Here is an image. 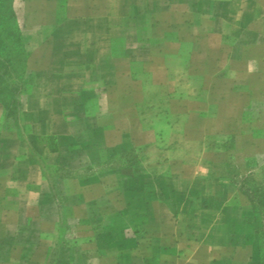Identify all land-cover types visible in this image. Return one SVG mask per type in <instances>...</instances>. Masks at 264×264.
Masks as SVG:
<instances>
[{"label":"rangeland","instance_id":"obj_1","mask_svg":"<svg viewBox=\"0 0 264 264\" xmlns=\"http://www.w3.org/2000/svg\"><path fill=\"white\" fill-rule=\"evenodd\" d=\"M11 8L19 49L0 70L12 98L8 116L0 104V264H141L131 257L143 253V232L181 210L197 222L208 204L235 209L219 216L230 224L241 216L264 264L263 207L254 213L243 194L245 179L264 181L261 33L238 19L232 34L211 36L205 19L186 51L134 63L132 76L106 88V113L88 117L83 79L97 54L81 50L97 23L65 37L87 23L64 22L61 6L43 0ZM115 25L126 28L124 19ZM131 49L151 56L140 42ZM102 58L109 62L107 50ZM17 172L18 182L2 178Z\"/></svg>","mask_w":264,"mask_h":264},{"label":"crops","instance_id":"obj_2","mask_svg":"<svg viewBox=\"0 0 264 264\" xmlns=\"http://www.w3.org/2000/svg\"><path fill=\"white\" fill-rule=\"evenodd\" d=\"M43 1L61 6L65 13V18L62 19L64 22L71 18L82 25L87 23L83 28L67 29L65 37L86 35L89 24L97 23L95 32L91 34L95 37L94 41L87 43L81 50L97 54L85 66L83 79L85 91L88 90L84 102L87 108L85 115L88 117L101 118L106 113L103 102L110 95V90L106 88L117 87L121 78L132 76L136 72L134 63L142 62L143 65L145 63L147 67H152L155 54L151 52L156 51V54L165 58L169 55L178 57L186 51L182 49L183 42L186 38L197 36L192 34L193 30H197L198 34L199 31L204 32L201 21L205 19L211 23V28L209 33L206 30L204 34L226 37L232 34L231 29H235L234 21L239 19L241 22L245 20L241 30L247 32L255 29L264 37V0ZM119 2L125 9L123 14L119 13ZM119 19H124L126 27L120 32L115 28ZM50 32L51 29L38 32L37 35L44 37L50 35ZM156 41L158 45L153 44ZM139 42L140 46L144 45L149 49L151 56L148 59L137 58L134 55L135 49L129 50L130 44L137 47ZM171 47H174V51L169 53L168 49ZM105 50L110 55L109 62L102 58ZM44 51L51 54L53 50L44 47ZM161 66L166 69L168 65L163 63ZM3 121L4 116L0 114V128ZM101 130L110 132L117 131V128L102 126ZM2 178L18 182L23 177L17 172L13 177ZM225 209L235 210L208 204L197 212V222L185 210L166 217L152 229L155 234L149 232V228L148 233H142L147 239L141 243L143 253L140 258L132 256L131 259H140L141 264H256L259 259L258 248L250 237V231L241 216L239 220H233V224L222 220L219 214L222 215ZM1 241L0 239V243ZM118 256L121 254L116 255V258Z\"/></svg>","mask_w":264,"mask_h":264},{"label":"trees","instance_id":"obj_3","mask_svg":"<svg viewBox=\"0 0 264 264\" xmlns=\"http://www.w3.org/2000/svg\"><path fill=\"white\" fill-rule=\"evenodd\" d=\"M10 49H19V40L16 38L14 13L11 8V0H0V70L9 67L8 53ZM7 89V86L0 84V104L8 116L11 111L9 102H12V98L8 96L5 99L7 97L5 96ZM14 91L12 89V92ZM47 149L49 151L55 150V148L48 147ZM245 180L247 181L248 188L244 190L243 194L249 200L253 212L256 213L259 207H263L260 214L262 216L261 232L264 235V181L258 182L252 177Z\"/></svg>","mask_w":264,"mask_h":264}]
</instances>
